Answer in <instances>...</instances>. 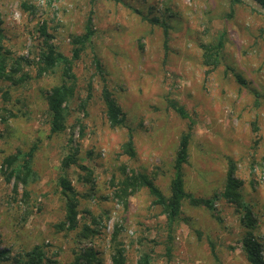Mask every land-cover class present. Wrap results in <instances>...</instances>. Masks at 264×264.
I'll return each instance as SVG.
<instances>
[{"label": "rangeland", "instance_id": "1", "mask_svg": "<svg viewBox=\"0 0 264 264\" xmlns=\"http://www.w3.org/2000/svg\"><path fill=\"white\" fill-rule=\"evenodd\" d=\"M89 15L94 33L71 66L74 94L66 128L51 133L45 93L60 83L62 70L37 74L44 42L38 27L45 22L50 43L68 57L71 35L84 31ZM142 16L165 21L166 42L163 28ZM0 28L3 47L29 74L18 84L0 80V165L16 148L36 146L28 203L21 186L15 194L13 180L0 173V264H21L35 245L45 251L43 264H73L83 247L96 251L97 264H111L115 224L126 264H135L141 251L150 255V264H250L242 247L247 229L241 215L220 196L229 159L236 163L264 260L263 13L242 0H0ZM220 39L218 65L209 69L201 45ZM93 53L124 112L121 127H111L105 118ZM89 81L92 90L83 111L78 105ZM188 130L184 187L197 197L218 196L213 212L185 199L169 226L147 188L128 195L126 203L115 191L124 173L133 171L151 176L168 195L178 140ZM129 133L133 156L122 152ZM73 148L77 164L62 170V157ZM60 174L78 193L74 230L59 226L64 217ZM84 224L96 232L83 237Z\"/></svg>", "mask_w": 264, "mask_h": 264}, {"label": "trees", "instance_id": "2", "mask_svg": "<svg viewBox=\"0 0 264 264\" xmlns=\"http://www.w3.org/2000/svg\"><path fill=\"white\" fill-rule=\"evenodd\" d=\"M118 1V0H115ZM264 7V0H257ZM231 2H240V0H231ZM25 9L35 11L33 6L22 3ZM152 24H157L163 28L165 42L167 39V29L165 21H160L157 17L142 16ZM38 30L43 38V47L39 52V60L37 67V74L41 76L44 73H49L60 67L62 70V77L59 84L52 86L45 93V100L47 109L49 111L48 124L51 133L63 131L66 128V120L68 116V105L74 94V75L71 71L73 61L79 59L81 55L87 50L88 43L94 31L92 29V21L90 15L86 20L84 31L79 34L71 35L70 56H65L56 49L55 45L50 43V34L46 30V24L43 22L39 25ZM2 31L0 28V80L9 81L10 84H18L26 78L29 74L21 70L20 58H15L12 53L2 45ZM203 63L212 69L218 65L219 51L222 47L221 39L214 44H202ZM92 63L95 72L98 75L101 83L99 94L103 102V112L106 120L111 127H121L124 125V112L116 101L111 89L108 87L105 78V71L102 67L98 56L92 54ZM237 79L242 82V78L236 75ZM92 84L87 83L86 98L82 99L78 108L85 110L88 98L91 95ZM7 90L3 95L6 98ZM7 100V99H6ZM174 110L183 118L188 117L187 113L181 106L173 105ZM2 112L6 110L2 109ZM0 119H2L0 114ZM190 131L182 133L178 140V145L173 159V172L169 182V194L164 195L161 190L154 184L152 177L146 173L133 172L130 174L124 173L123 177L117 181V189L115 195L123 199L126 203L127 197L133 194L140 187L147 188L150 195L153 197L152 203L161 207L163 214L166 217L167 223L171 226L178 220L182 202L186 199L192 206H203L213 212L215 210L214 201L218 196L215 194L211 198L197 197L191 192L186 191L184 187V173L183 166L188 158V145L190 142ZM71 144L72 139H68ZM36 146L32 145L28 150H21L16 148L13 152L6 154L0 165V173L3 179L7 182L13 180L12 190L17 194L19 185L22 188L21 195L25 203L30 199V191L28 185L30 180L35 175L32 170L33 155ZM71 148V146H70ZM122 152L129 156L134 155L132 135L129 133L127 140L122 144ZM76 148H73L66 153L61 160L60 168L63 170L70 165H76ZM81 169L87 170L84 165H78ZM114 180V179H113ZM58 185L60 193L64 198V217L59 223V226L66 230H74L78 227L79 215V199L77 192L74 189L71 181L65 174L58 176ZM241 180L236 175V163L229 159L225 172V181L220 196L226 201L232 203L236 210L240 213V220L246 227L245 235L242 238V247L245 251L246 258L250 264H263L264 260L260 255V243L253 235L255 219L250 205L243 199L241 193ZM216 216V215H215ZM218 218V217H217ZM119 226L115 224L110 236L111 249V264H126L125 246L118 238ZM96 232L88 225L84 224L80 235L88 237L91 233ZM45 259V251L41 245H35L32 249L26 252L25 258L20 262L21 264H43ZM98 258L96 251L91 247H83L75 253L73 264H97ZM135 264H150V255L144 251L139 253V257Z\"/></svg>", "mask_w": 264, "mask_h": 264}, {"label": "water", "instance_id": "3", "mask_svg": "<svg viewBox=\"0 0 264 264\" xmlns=\"http://www.w3.org/2000/svg\"><path fill=\"white\" fill-rule=\"evenodd\" d=\"M242 1L250 5L253 9L264 14V7L261 5L259 1L257 0H242Z\"/></svg>", "mask_w": 264, "mask_h": 264}]
</instances>
